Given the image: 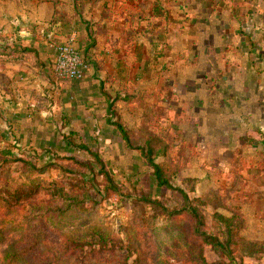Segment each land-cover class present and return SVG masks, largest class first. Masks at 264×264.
I'll use <instances>...</instances> for the list:
<instances>
[{
	"label": "crops",
	"instance_id": "1",
	"mask_svg": "<svg viewBox=\"0 0 264 264\" xmlns=\"http://www.w3.org/2000/svg\"><path fill=\"white\" fill-rule=\"evenodd\" d=\"M66 41L82 79L55 76L51 43ZM119 126L132 146L167 145L194 191L211 163L229 177L239 162L253 177L239 201L264 204V0H0V143L49 158L76 136L145 161Z\"/></svg>",
	"mask_w": 264,
	"mask_h": 264
},
{
	"label": "rangeland",
	"instance_id": "2",
	"mask_svg": "<svg viewBox=\"0 0 264 264\" xmlns=\"http://www.w3.org/2000/svg\"><path fill=\"white\" fill-rule=\"evenodd\" d=\"M68 137L69 151L58 148L49 158L31 147L19 157L11 142L0 143V264L8 250L21 252L12 264H264V204L239 201L240 188L253 187V177H238L239 162L229 177L211 163L208 185L194 191L196 179L175 175L176 154L167 155L166 145L156 161L174 188H156L146 160L105 154L110 159L97 155L99 165L95 145ZM176 188L202 217L201 231L222 248L203 241L187 210L169 214L185 205Z\"/></svg>",
	"mask_w": 264,
	"mask_h": 264
},
{
	"label": "trees",
	"instance_id": "3",
	"mask_svg": "<svg viewBox=\"0 0 264 264\" xmlns=\"http://www.w3.org/2000/svg\"><path fill=\"white\" fill-rule=\"evenodd\" d=\"M119 131L121 133V136H122V139H123L125 145L130 147V148H133V146L129 142V139H128L124 129L121 126H119ZM135 148L141 152V154L145 158L147 164L149 166H151L152 177H153L155 187L160 188L162 186H165L167 188H174L170 184V182H169V180L165 174V170H164L165 168H163L164 165L162 166V164H160L156 161L157 157L165 155L166 147L160 145V142L156 137H150L146 140V142L143 145L135 147ZM93 156L96 158L97 161H99V158L96 154H93ZM99 163H100L99 165L103 164L101 161H99ZM176 189L181 193L183 199L185 200L184 201L185 205L181 209L170 211L169 214H176V213H179L180 211L187 210L194 220V231L198 235L202 236L203 241L207 244L213 245L216 248H219V249L222 248L221 242L216 237H213V236L201 231L200 227L203 224L202 217L200 216V214L197 211L195 206L188 204L189 201H188V196L186 195V193L180 188H176ZM143 201H147L148 203L155 204V205L157 204L159 206L161 205V204H159L158 201L149 200L148 198H145V200H143ZM99 241H100L99 243L104 242L102 237L100 238ZM69 246H70V248L68 250L74 249L73 246H71V245H69ZM66 249H67V244H66ZM263 250H264V245H263ZM20 254H21V252H19L17 250L6 251L4 256H3L4 264H12V263L18 261ZM50 262H51V259H50ZM41 263L42 264H49V260H47L46 262L42 261ZM50 264H53V263L51 262Z\"/></svg>",
	"mask_w": 264,
	"mask_h": 264
},
{
	"label": "built area",
	"instance_id": "4",
	"mask_svg": "<svg viewBox=\"0 0 264 264\" xmlns=\"http://www.w3.org/2000/svg\"><path fill=\"white\" fill-rule=\"evenodd\" d=\"M51 47L54 52L53 70L56 78L60 80L82 79L86 64L83 56L73 46L72 42H52Z\"/></svg>",
	"mask_w": 264,
	"mask_h": 264
}]
</instances>
